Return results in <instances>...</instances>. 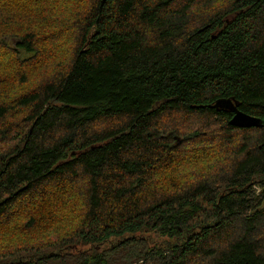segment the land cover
Instances as JSON below:
<instances>
[{
    "label": "trees",
    "instance_id": "16d2710c",
    "mask_svg": "<svg viewBox=\"0 0 264 264\" xmlns=\"http://www.w3.org/2000/svg\"><path fill=\"white\" fill-rule=\"evenodd\" d=\"M14 4L0 55L24 83L49 39L28 27L12 47ZM71 28V56L0 100V264H264V0H88ZM220 100L262 126H232ZM192 123L227 136L217 172L189 171L185 145L217 147ZM143 232L181 243L149 249Z\"/></svg>",
    "mask_w": 264,
    "mask_h": 264
},
{
    "label": "rangeland",
    "instance_id": "374dc122",
    "mask_svg": "<svg viewBox=\"0 0 264 264\" xmlns=\"http://www.w3.org/2000/svg\"><path fill=\"white\" fill-rule=\"evenodd\" d=\"M12 1H14L15 4L12 6V10H10V12L13 14L19 12L21 14L19 22L24 28L17 29L9 27L3 30L4 33L9 35V44L12 47L15 46V38L19 34L24 33V29L33 27L35 31H38L39 37H44L45 40L49 39V46L46 49L41 48L42 51H38L39 54L33 59L36 62L34 63V66H32V68L26 73L27 80L24 83H19V80H13L15 70H17L20 65L19 62H15L13 65H11V61L7 58H15V56L7 54L9 57L5 58L4 56H1L5 55L4 51L2 52L0 59H4L5 61H3V66L0 70V100L5 101H11L15 94L25 92L27 89L32 87L35 82L52 75L55 67L60 63H63V60H65L66 57L71 56V52L74 49L72 43L74 37V32L71 28L72 19L75 18L79 11H84V7L86 6L88 0H10V2ZM26 10H28V15L24 14V11ZM32 19L34 20L30 22L32 24H28L29 20ZM10 29H14L18 32L16 33L10 31ZM215 127L217 126L212 127L210 125L209 127H204L202 123L201 126L200 123H192L187 126L188 129L184 128V131L188 132L189 134L196 129L202 130L203 136L200 139L212 141L213 144L217 146L213 148L212 146L209 147L205 145V143H188L185 145L184 147L188 150V153L196 155L193 158L195 164L189 168V171L193 170L197 172H208L212 170L213 172H217L219 167L226 164V155L225 153H222V146L224 145L222 138H227V136H218V134L215 133ZM237 133L238 132H236V137H238ZM182 143L183 141L181 140L178 145ZM199 146L201 147L197 148ZM194 180H196L195 176L189 178V182ZM260 181L261 178H257L254 182L257 184ZM253 189L255 191V196L259 197L261 190L259 186H254ZM72 221V215L68 214V219L66 221L63 220L60 222L58 230H46L47 227H44L42 230L45 231L41 232L39 236L42 239H47L46 241H48L51 238H54L53 235L74 225L75 223ZM35 234L37 235V232ZM135 237L141 240L138 243L144 242V245L149 249L158 248L164 251H167L170 247H174L175 245L181 243L174 238L163 236L159 232H143L136 234ZM121 241L122 240L120 239H115L107 244L95 246L92 249L89 247L84 249L90 250L88 252L93 254L97 252L104 253L113 251ZM11 242V240L6 239L2 246L12 248L13 243ZM17 242L18 244L20 243V241ZM49 253L51 254V252ZM130 258L132 259L134 257Z\"/></svg>",
    "mask_w": 264,
    "mask_h": 264
},
{
    "label": "water",
    "instance_id": "95a60500",
    "mask_svg": "<svg viewBox=\"0 0 264 264\" xmlns=\"http://www.w3.org/2000/svg\"><path fill=\"white\" fill-rule=\"evenodd\" d=\"M239 102L235 100H220L217 102L215 108L218 110H228L234 113L231 121L232 126L238 128H256L262 126L260 118L248 115L239 110Z\"/></svg>",
    "mask_w": 264,
    "mask_h": 264
}]
</instances>
